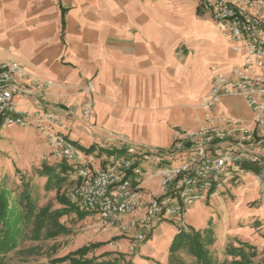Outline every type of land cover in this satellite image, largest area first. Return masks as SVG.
I'll return each instance as SVG.
<instances>
[{"label":"crops","instance_id":"crops-1","mask_svg":"<svg viewBox=\"0 0 264 264\" xmlns=\"http://www.w3.org/2000/svg\"><path fill=\"white\" fill-rule=\"evenodd\" d=\"M200 1L0 0V61H17L50 82L46 106L60 110L58 129L88 161L97 156L95 167L104 162L100 141L115 145L125 138L166 150L175 128H200L209 116L253 119L238 97H224L211 110L202 106L214 85L212 68L228 72L241 57ZM89 82L94 111L86 123ZM23 108L34 109L33 101ZM161 180L149 165L143 187L159 195Z\"/></svg>","mask_w":264,"mask_h":264},{"label":"built area","instance_id":"built-area-1","mask_svg":"<svg viewBox=\"0 0 264 264\" xmlns=\"http://www.w3.org/2000/svg\"><path fill=\"white\" fill-rule=\"evenodd\" d=\"M222 27L229 48L240 61L228 72L217 67L214 85L202 99L211 110L224 97H238L253 113L250 124L236 117L209 116L197 129L179 128L166 150L138 146L122 138L115 145L98 142L103 165L95 167L58 129L59 109L46 106L50 82L32 77L17 61H0V131L18 126L44 134L57 161L77 166L76 183L68 193L83 211L130 235L131 250L145 242L156 223L182 216L196 202L219 197L227 185L243 189L246 180L264 185V0H201ZM82 119L89 123L95 88H84ZM33 101L34 109L23 105ZM181 160L172 165L170 160ZM162 175L161 193L146 192L143 164ZM180 228L183 224H179Z\"/></svg>","mask_w":264,"mask_h":264},{"label":"rangeland","instance_id":"rangeland-1","mask_svg":"<svg viewBox=\"0 0 264 264\" xmlns=\"http://www.w3.org/2000/svg\"><path fill=\"white\" fill-rule=\"evenodd\" d=\"M176 129L179 128L174 132ZM54 160L40 131L18 126L0 131V190L7 188L10 191L7 223L12 228L16 217L23 216L29 209L27 200L23 199L25 192L30 193L36 211L48 204L52 209L66 207L57 197V188L59 196L65 197L74 186L75 175L64 176V172L58 170L56 180H62L56 181L53 189L47 191L44 189L47 178L39 174L43 165H54ZM180 161L170 160L172 165H178ZM148 166V163L143 164L145 169ZM254 181L253 185H247L246 180L241 190L227 185L219 197L196 202L179 218L157 222L151 236L134 251L130 249V235L124 233L120 225L105 224L93 213L81 218L76 210L69 209L70 213L64 218L68 233L50 240L32 238L34 216L31 220H20L19 247L0 259V264H50L52 258L97 243L104 245L92 251L89 257H98L106 264H198L187 250H182L173 260L169 258V250L180 230L208 228L215 233L216 242L211 250L217 264H230L232 257L227 255L226 249L230 244L238 246L239 241L254 245L258 255L253 264H263L264 185L257 179Z\"/></svg>","mask_w":264,"mask_h":264},{"label":"trees","instance_id":"trees-1","mask_svg":"<svg viewBox=\"0 0 264 264\" xmlns=\"http://www.w3.org/2000/svg\"><path fill=\"white\" fill-rule=\"evenodd\" d=\"M62 24H65L64 8L62 9ZM53 164L43 165L39 172L41 176H46L47 178L44 185V189L47 191L53 189L56 181L62 180H56L58 170L64 172V176H67V174L75 175L77 173V166L75 164L57 160H54ZM73 182L74 185L76 181L74 180ZM59 191V188H57V197L62 206L65 205L66 207L63 206L62 208L59 206L52 209V206L48 204L39 208L38 211H36L35 205L31 201L30 193L25 192L23 199L27 200L26 205H28L29 209L23 216L16 217L13 222L15 225L12 228L7 223V216L10 210V191L7 188L0 190V259L19 247V236L22 233V229L18 226L20 220H31L34 216L32 238L34 240H50L68 233V225L64 222V218L70 213L69 209L76 210L81 218H85L91 214L81 210L77 203L69 199L68 194L65 197L63 194L59 196ZM215 242L216 237L212 228L205 230H180L170 247L169 258L173 260L182 250H187L196 259L198 264H217L211 250ZM103 245V243H97L82 246L63 256L52 258L50 264H106V261H99L98 257H89L92 251L101 248ZM226 252L228 256L232 257L230 264H253L254 259L258 255L257 248L245 241H239L238 246L230 244Z\"/></svg>","mask_w":264,"mask_h":264}]
</instances>
